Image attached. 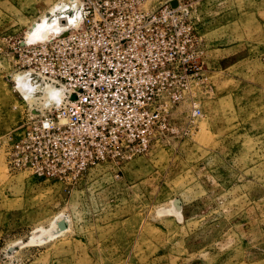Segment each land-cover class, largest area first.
Listing matches in <instances>:
<instances>
[{"label": "rangeland", "instance_id": "1", "mask_svg": "<svg viewBox=\"0 0 264 264\" xmlns=\"http://www.w3.org/2000/svg\"><path fill=\"white\" fill-rule=\"evenodd\" d=\"M180 1L201 65L147 149L55 180L6 162L63 86L23 99L15 76L33 24L74 0H0V264H264V0Z\"/></svg>", "mask_w": 264, "mask_h": 264}, {"label": "built area", "instance_id": "2", "mask_svg": "<svg viewBox=\"0 0 264 264\" xmlns=\"http://www.w3.org/2000/svg\"><path fill=\"white\" fill-rule=\"evenodd\" d=\"M146 1L74 0L71 19L57 33L26 43L27 95L44 85L63 91L9 147V169L76 179L100 162L147 149L200 68L202 51L186 5L165 0L146 9Z\"/></svg>", "mask_w": 264, "mask_h": 264}, {"label": "bare ground", "instance_id": "3", "mask_svg": "<svg viewBox=\"0 0 264 264\" xmlns=\"http://www.w3.org/2000/svg\"><path fill=\"white\" fill-rule=\"evenodd\" d=\"M61 4V3H60ZM56 4L55 6L52 7L51 9V16H47V15H43L40 19V21L36 22L35 24H33L32 28L28 31V41L30 39V37L32 36L33 41H37L36 39H38V37H40L42 39V37H44L45 34H47V32L49 33V31L51 32V29L53 31V34L55 32H57L62 24V21H65L66 17L69 18V20L71 19V15L69 13L66 12V7L69 6L68 4ZM72 7V6H71ZM50 34V33H49ZM50 34V35H53ZM36 36H38L36 38ZM36 38V39H34ZM40 38L38 40H40ZM44 39V38H43ZM29 42H32L31 39ZM24 75V73H23ZM22 78L21 74H17L15 76V83L18 84V88L20 91H25L24 93L26 94V96H28V98H32L33 96L27 95V91L24 89V85L27 84V82H22ZM23 87V88H22ZM40 91H42V93L45 96V103H57L62 95V90L59 88H42L39 89ZM46 104V105H47ZM60 231V229H59ZM58 232V231H57Z\"/></svg>", "mask_w": 264, "mask_h": 264}, {"label": "water", "instance_id": "4", "mask_svg": "<svg viewBox=\"0 0 264 264\" xmlns=\"http://www.w3.org/2000/svg\"><path fill=\"white\" fill-rule=\"evenodd\" d=\"M175 4H176V3L173 2V5H175ZM57 226L59 227V229H64V228H66L65 221H64V220H60V221H58Z\"/></svg>", "mask_w": 264, "mask_h": 264}]
</instances>
